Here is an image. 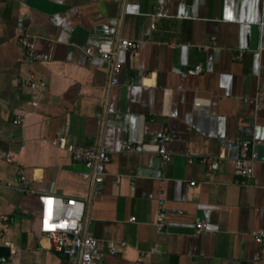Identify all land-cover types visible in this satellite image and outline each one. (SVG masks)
<instances>
[{
    "label": "crops",
    "instance_id": "obj_1",
    "mask_svg": "<svg viewBox=\"0 0 264 264\" xmlns=\"http://www.w3.org/2000/svg\"><path fill=\"white\" fill-rule=\"evenodd\" d=\"M120 38L139 47L119 52L112 83L86 49ZM62 135L109 154L97 194ZM242 146L258 154L251 178L234 173ZM1 150L14 160L0 157V264H68L39 231L44 192L86 201L104 264H264V0H0Z\"/></svg>",
    "mask_w": 264,
    "mask_h": 264
},
{
    "label": "built area",
    "instance_id": "obj_2",
    "mask_svg": "<svg viewBox=\"0 0 264 264\" xmlns=\"http://www.w3.org/2000/svg\"><path fill=\"white\" fill-rule=\"evenodd\" d=\"M26 52L28 54L27 60L33 62L39 60L41 55L34 49V43L28 36H22ZM139 47V42L131 39L120 38L116 42H101L94 47H88L86 54L89 58L99 56L106 61L115 77L112 83H116L118 78L117 73L120 70V62L118 61V54L122 50L136 51ZM243 55V51L239 56ZM196 68L201 70V65ZM22 117H16L15 123L22 122ZM242 125H240V128ZM171 139L168 129H164L158 138L157 153L163 161H168L171 158V153L168 149V143ZM56 143L60 147L66 148L73 160L83 163L91 173V193L97 194L102 186L105 177L106 163L109 160L107 151L96 145H80L68 142L65 136H59ZM139 147L135 144L125 145V151L136 150ZM0 157L8 161H13L12 155L5 151H0ZM220 158L209 159L212 168L219 167ZM258 154L255 151H249L246 146H242L240 155L234 160V173L237 176L244 178H251L254 172V162L257 161ZM19 174V183L23 190H31V184L28 177L21 171ZM194 184V181L191 182ZM38 199L40 202V212L38 217L39 231L43 235L51 238L55 248L63 251L67 257L68 264H104V258L107 254L101 248L100 241L92 234L83 230V219L86 201L75 197H64L61 195H54L49 193H39ZM160 211L158 214L157 227L162 230L165 223V218L168 214V209L164 198H159ZM133 220V217H131ZM0 222L2 229L0 235L3 236L8 229L10 218L7 214L0 212ZM196 231L201 232L207 229L205 221L199 220L196 223ZM260 239V238H258ZM10 245V242L6 241ZM125 244V243H122ZM117 248L111 246L109 253H116ZM12 254L15 249H11Z\"/></svg>",
    "mask_w": 264,
    "mask_h": 264
}]
</instances>
